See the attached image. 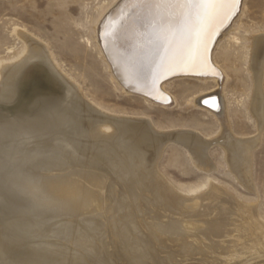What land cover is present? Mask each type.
<instances>
[{"label": "bare ground", "instance_id": "obj_1", "mask_svg": "<svg viewBox=\"0 0 264 264\" xmlns=\"http://www.w3.org/2000/svg\"><path fill=\"white\" fill-rule=\"evenodd\" d=\"M244 9L245 0L223 9L199 42L187 28L162 41L150 27L152 16L148 8L138 0H115L95 29V47L117 88L154 104L170 107L175 103L168 90L174 81L214 83L215 89L200 94L192 103L216 118L225 114V96L220 91L227 76L215 54L220 38L232 33ZM15 32L24 46L12 62L0 61V81L4 86L0 98L5 101L22 91L30 71L40 63L48 66L45 70L49 90L65 99L70 96L68 88L72 84L55 68L48 46L25 30ZM258 37L248 40L253 48L251 68L255 82L250 108L263 128L264 39ZM79 95L71 109L84 117L68 111L69 106L51 108L52 105L42 104L37 118L26 124L31 135L48 138L44 148L38 144L40 149L34 151L22 153L21 149L19 159L18 149L13 148L18 153L13 160L12 153L10 158L6 156L9 154L0 153V264H264V226L254 218L256 213L251 214L250 207L233 198H221L222 191L214 184L208 193L194 198L190 192L174 191L154 169L155 155L161 152L151 149L155 130L146 124L138 128L121 117L122 121L114 120V128L107 130L106 120L100 117L104 113L83 104V96ZM2 119L4 125L12 121ZM110 129H114L112 134ZM193 135V149L205 152L206 140ZM37 136L32 139L37 140ZM231 139L224 148L230 155L233 172L244 179L250 173L249 169L246 174V157L250 155L252 138ZM89 157L99 163L98 168L91 164L87 167ZM202 160L203 157L200 163ZM98 170L105 174L100 176ZM131 212L144 217L132 216ZM128 231L135 235L131 237Z\"/></svg>", "mask_w": 264, "mask_h": 264}, {"label": "rangeland", "instance_id": "obj_2", "mask_svg": "<svg viewBox=\"0 0 264 264\" xmlns=\"http://www.w3.org/2000/svg\"><path fill=\"white\" fill-rule=\"evenodd\" d=\"M114 1L115 0H0V61L12 62L18 57L24 44L18 38L15 29L25 30L43 45L46 47L48 46V50L55 59V68L63 74V78H66L70 82L66 79L64 80L70 83V85L72 84V87H75L74 89L69 86L68 91L71 93H69L70 96H67L65 99V97H61L53 93L52 90H49L47 86L48 81L46 79L47 68H45L48 66L46 64H39L43 69L39 65L32 69L22 91H16L13 97H11L12 99L9 98L4 101V99L0 98V122L2 124V127L0 124V130H2L0 131V153L4 156L6 155L4 153L9 154L6 155L7 157L9 156V158L11 157L10 153H12L11 159L13 160L17 159L18 153L19 159L22 153L29 152L31 149L34 151L35 149L42 148V146L44 148L46 146L45 143L48 142V138L42 139V136L39 137L40 135L38 134V136L36 135L38 139L33 140L32 137L35 138L36 136L31 135L32 132L27 127L28 123H30L29 121L37 118L36 113L41 110L38 107L42 104L48 106L52 105L51 108L57 106H59L58 108H67V106H69L70 109L68 111H72L73 109L71 108L73 105L77 104V98L75 100L76 95L82 94L83 97L79 96L80 98L82 97L83 104L85 103L87 105L88 103L92 109L96 111L98 109L100 114L104 113L100 117H102L101 120H106L107 126L104 122L102 123L101 120L100 124L102 123L103 126H106L107 130L115 126L113 123L114 120L122 121V119L124 121L127 120V122L131 121L130 123L132 124L135 123L134 125L138 128L141 126L143 128L146 124V127H149L151 131L155 130L152 131L153 142H151V149L155 148L154 150L157 153L160 151L163 153L160 152V155H157L155 151L152 150L158 156L157 158L155 155L154 169L157 171V174L159 173L158 176L162 178V180L165 178L163 181L167 182L174 191L190 192L194 198L205 194L204 192L208 193L210 191L209 187L211 184H214L216 187L220 188V192L222 191L221 196H228L225 198L222 196L221 198H228L227 200H232L233 198V200H236L238 203L240 202V204H243L248 209L250 207L249 211L253 210L251 214L254 215V213H256L255 215L257 217L254 218L264 226V125L263 128L260 124L258 125L261 120L254 114L252 108H250L253 103L251 100L253 99L254 101L252 97H255V82L251 68L253 48H251V42L248 41L254 37L257 38L258 35V39H264V0H245L244 14L241 18H238V20L236 19L234 30L228 36L220 38L221 43L219 44L215 57L217 62L225 70L227 76L223 89L220 91L223 97L225 96L226 107H224L225 114L223 113L222 116L216 118L208 112L197 108L194 103H192L200 94L215 89L216 85L214 83L202 84L196 80L190 79L174 81L168 86V90L175 97V103L170 107L151 103L144 98L123 92L116 87L95 47V29L104 11L107 10ZM262 85L264 94V76ZM0 86V89L4 87L1 81ZM77 91H79V93ZM32 93H34L35 96ZM60 98L63 99V101ZM5 102L8 105H6ZM73 111L77 112L76 110ZM74 112V115L84 117L83 114L81 115ZM2 117H4L5 120L12 121L8 123L9 125H4L2 123ZM120 117L122 118L121 120ZM110 121L112 124H110ZM149 121L150 123L147 125ZM13 123H15V125ZM109 125L111 126L108 127ZM113 130L114 129H110L109 133L112 134V132H114ZM174 130H176L177 133H175ZM186 130L188 131L186 132ZM258 130H260V133ZM21 134L24 139L20 137ZM16 135H18L19 138ZM192 135L198 136L204 139V141L206 140V146H204L205 152L195 148L197 153H194L196 151H194V147L190 144V142H192ZM27 136H29V138ZM235 137L241 140H247L251 137L256 140L255 142L252 141V139L250 140L254 145L251 143L253 146H250V150L253 151H250V155L247 156L248 158L246 157L248 168L246 174H248L249 171L250 173L245 175L244 179L243 176H241L240 179L239 175L233 172L230 155L224 148L225 145L230 142V139L232 138L231 140H233ZM208 140L211 141V143ZM29 141L32 142L30 143ZM2 143L6 145H2ZM32 143H35V145ZM185 143L188 144V148ZM38 144L40 148H37ZM13 148L18 149V153H16L17 151ZM50 148L51 147H49V149ZM20 150L23 152L21 153ZM192 152L195 155H192ZM198 152L200 156L197 155ZM200 152H202L203 155H201ZM74 154H77L76 151ZM74 154L73 157L76 156ZM159 156L162 157L159 158ZM202 157L203 163H200ZM89 158L90 159H87L86 162L87 167L93 165V167L98 168L99 163L93 161L91 157ZM209 158L210 160H208ZM196 159L200 161L198 162ZM207 161H209V164H207ZM249 161H252V164ZM156 162L159 164L157 163V165ZM198 163H200V165ZM213 163L214 165H212ZM158 166L159 168H157ZM206 166H208L207 169ZM96 173L101 174L100 176L105 174L100 170L96 171ZM110 176L113 177L112 175ZM248 176L251 177L249 178ZM195 190L198 193L195 192ZM223 191H225L226 194H224L225 192ZM131 213L132 216L144 217L143 214L141 215V213L138 212ZM128 234H130L129 231ZM134 235L135 234H130L131 237ZM138 239L139 237L137 236V240ZM2 250L3 249L0 248V256L3 255ZM157 263L159 262L157 261Z\"/></svg>", "mask_w": 264, "mask_h": 264}, {"label": "snow or ice", "instance_id": "obj_3", "mask_svg": "<svg viewBox=\"0 0 264 264\" xmlns=\"http://www.w3.org/2000/svg\"><path fill=\"white\" fill-rule=\"evenodd\" d=\"M152 16L150 27L159 39L168 41L178 30L187 28L199 42L210 23L222 15V10L235 7L239 0H138Z\"/></svg>", "mask_w": 264, "mask_h": 264}, {"label": "water", "instance_id": "obj_4", "mask_svg": "<svg viewBox=\"0 0 264 264\" xmlns=\"http://www.w3.org/2000/svg\"><path fill=\"white\" fill-rule=\"evenodd\" d=\"M202 104H204V101H203V103Z\"/></svg>", "mask_w": 264, "mask_h": 264}]
</instances>
